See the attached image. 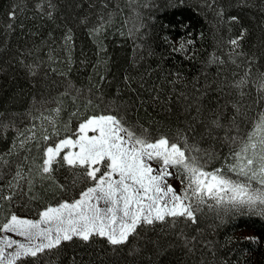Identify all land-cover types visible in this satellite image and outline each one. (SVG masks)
Listing matches in <instances>:
<instances>
[{
	"label": "trees",
	"instance_id": "trees-1",
	"mask_svg": "<svg viewBox=\"0 0 264 264\" xmlns=\"http://www.w3.org/2000/svg\"><path fill=\"white\" fill-rule=\"evenodd\" d=\"M231 39H238V48ZM181 42L183 51H175ZM249 70L251 81L264 73V0H0V197L16 192L11 201L0 199V224L13 212L36 219L44 208L78 199L92 185L86 178L73 185L67 166L53 173L58 183L36 166L25 175L33 159L42 163L45 134L58 132L53 141L74 136L82 120L112 102L153 137L182 132L215 153L205 170L223 168L239 149L225 140L237 134L229 131L233 117L244 137L262 107L255 103V87H233ZM233 105L240 106L239 114ZM217 115L224 127L209 135L206 128ZM17 162L25 178L13 189ZM197 216L194 225L142 229L143 239L116 252L100 238L89 245L75 240L23 264H72L73 257L77 264H264V217L207 205ZM181 231L187 247L178 238ZM149 240H159L166 253L158 255ZM134 248L140 250L129 255Z\"/></svg>",
	"mask_w": 264,
	"mask_h": 264
},
{
	"label": "snow or ice",
	"instance_id": "snow-or-ice-1",
	"mask_svg": "<svg viewBox=\"0 0 264 264\" xmlns=\"http://www.w3.org/2000/svg\"><path fill=\"white\" fill-rule=\"evenodd\" d=\"M37 9L41 10L42 4H37ZM8 15L10 20H14L16 13L13 11ZM48 15L51 16V13ZM217 15L223 19V12ZM229 20L237 22L238 17L231 16ZM100 27L102 25L93 31L99 32ZM8 28L11 29L12 25L9 24ZM245 31L238 39L243 38ZM238 39H231L229 43L238 48ZM184 47L185 44L181 42L174 50L183 51ZM250 75V70L246 71L233 87H255L260 97L255 103H260L262 107L251 122V130L244 137L239 136V125L236 117H233L229 131L235 130L237 134L226 135L225 140L233 145L239 144V150H233L227 158L231 163L211 172L205 168L215 153L202 149L196 142H190L187 134L182 132H177L175 136L162 134L153 137L148 128L132 124L120 115L114 102L101 114L82 120L75 138L66 136L53 141V136H57L58 132L52 136L45 134L43 140L47 146L43 150L42 164L36 166L39 172L58 183L53 173L57 167L67 166L72 172L73 185L86 178L92 182V186L82 191L78 199L44 208L39 212L38 219H27L11 213L0 224V233L15 234L22 237L23 242L9 235L0 236V264H23L28 258L36 259L61 248L65 242L75 240L89 245L100 238L116 252L130 245L133 239H143L142 229L154 230L158 224L174 229L182 221L196 224L197 214L203 211L205 205L209 209L214 206L223 209L225 213L247 210L264 217V73H260L256 81H251ZM240 95L244 96L245 93L241 91ZM92 104L93 101L89 99L88 105ZM233 108L237 114L240 113V106L233 105ZM54 111L58 114L60 109ZM45 119L51 123L50 117ZM209 124L210 127L206 128L209 135L212 128L224 127L219 115ZM189 131L194 132L195 129L190 126ZM27 139H35V135ZM24 143L21 141V146ZM172 169H176L179 175ZM228 173L244 179H233ZM173 177L181 180V190L178 191L169 182ZM24 178L23 170L18 167L9 188L19 187ZM28 183L31 185V180ZM58 186L66 190L64 185ZM15 195L13 191L0 199L11 201ZM209 201H214L215 205ZM178 238L187 247L189 241L182 231ZM148 243L156 247L158 255L162 256L167 251L159 240H149ZM139 250L134 248L129 255ZM72 264H77L75 257Z\"/></svg>",
	"mask_w": 264,
	"mask_h": 264
},
{
	"label": "rangeland",
	"instance_id": "rangeland-1",
	"mask_svg": "<svg viewBox=\"0 0 264 264\" xmlns=\"http://www.w3.org/2000/svg\"><path fill=\"white\" fill-rule=\"evenodd\" d=\"M79 126V125H78ZM78 128V127H77ZM76 128V129H77ZM76 132V131H75ZM75 134V133H74ZM91 134V133H90ZM73 138H75V135L74 136H72ZM65 138V137H64ZM239 150V149H238ZM250 154V153H249ZM35 160L36 159H33L32 161H31V164H30V166H29V169H31V171L33 170L32 168H33V166H37V165H40V164H42V163H39V161H38V164H35ZM231 161V160H230ZM232 162V161H231ZM21 165H23L22 163L21 164H18V162L16 163V168L18 169V167L20 168V169H22L23 168V166H21ZM29 169H28V171H27V175H25V176H28L29 175ZM172 171L174 172V173H176V175H179V173H177L176 172V169H172ZM207 171V170H206ZM181 172H182V170H181ZM209 172H211V171H209ZM25 174H26V172H25ZM230 176H232V178L233 179H240V180H243L244 178L243 177H236L233 173H230ZM169 182L179 191V190H181V188L183 187V185H182V183H181V180L180 179H177V178H175V177H173V178H170L169 179ZM92 186V185H91ZM50 206H56V205H50ZM23 218H26V217H23ZM39 218V217H38ZM38 218H36V219H38ZM27 219H30V218H27ZM33 220H35V219H33ZM2 235H9V236H11L13 239H16V240H20L21 242H23V238L22 237H20V236H17V235H15V234H12V233H0V236H2ZM242 235L243 236H250L251 235V233L249 232V231H243L242 232ZM13 249H9L8 251H12Z\"/></svg>",
	"mask_w": 264,
	"mask_h": 264
}]
</instances>
